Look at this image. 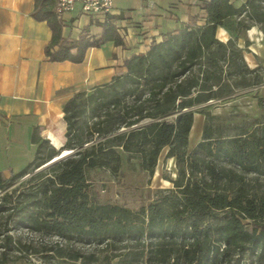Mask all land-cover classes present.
I'll use <instances>...</instances> for the list:
<instances>
[{
	"label": "trees",
	"instance_id": "1",
	"mask_svg": "<svg viewBox=\"0 0 264 264\" xmlns=\"http://www.w3.org/2000/svg\"><path fill=\"white\" fill-rule=\"evenodd\" d=\"M55 2L34 0L32 11L50 27L49 60L81 62L91 47L123 45L120 14L94 21L98 36L87 25L72 38L62 35ZM200 8L202 24L191 16L124 58L125 71L74 90L62 105L59 147L33 128L32 160L7 178L0 171V264L31 256L38 264H264V121L232 135L206 122L188 151L194 107L264 83V65L249 67L237 44L252 25L264 36V0H201ZM219 26L230 32L225 41ZM164 148L176 175L151 201L132 209L92 198L90 170L117 174L125 154L150 177Z\"/></svg>",
	"mask_w": 264,
	"mask_h": 264
},
{
	"label": "crops",
	"instance_id": "2",
	"mask_svg": "<svg viewBox=\"0 0 264 264\" xmlns=\"http://www.w3.org/2000/svg\"><path fill=\"white\" fill-rule=\"evenodd\" d=\"M127 0L126 5H114L111 15L126 34L123 45L106 42L87 50L81 62L51 61L44 53L51 30L46 21L32 16L34 0H0V171L7 178L32 160L35 144L31 141L34 127L41 137L55 146L62 144L65 122L62 105L74 90L87 89L109 81L125 71L123 59L132 53L143 52L161 34L177 29L198 15L203 23L201 0ZM243 0H233L238 6ZM67 24L62 35L76 38L84 26L98 36L101 25L76 9L65 13ZM263 41L253 47L251 34ZM216 35L227 40L230 32L217 27ZM244 58L249 67L264 65V36L257 25L246 29L243 38ZM258 49V50H257ZM57 138L60 142H57ZM173 159V157H170Z\"/></svg>",
	"mask_w": 264,
	"mask_h": 264
},
{
	"label": "rangeland",
	"instance_id": "3",
	"mask_svg": "<svg viewBox=\"0 0 264 264\" xmlns=\"http://www.w3.org/2000/svg\"><path fill=\"white\" fill-rule=\"evenodd\" d=\"M114 5H126L127 0H114ZM253 47L259 48L263 41L252 33ZM244 37L237 40L243 45ZM246 51V48H243ZM258 50V49H257ZM262 64V63H260ZM201 112L194 113V122L189 134L188 151L201 139L203 125L207 122L214 128L215 133L232 135L246 129H251L257 122L264 121V83L236 89L232 94L212 100L194 107ZM171 119V116H168ZM64 136H61L63 143ZM57 142H60L57 138ZM56 147L60 145L56 143ZM165 148L159 154L155 171L152 176L139 168L136 158H127L123 154L120 172L111 173L105 168H95L89 171L91 181V196L99 202H116L132 209H138L142 204L151 201L158 188L170 187L169 178H174L176 168L174 158H166ZM47 166V165H46ZM44 166V167H46ZM248 177L253 173H246ZM2 191H0V195ZM25 238L37 240L36 236L22 233ZM93 248V247H85ZM15 264H38L36 256L29 260H19ZM111 264H115V259Z\"/></svg>",
	"mask_w": 264,
	"mask_h": 264
},
{
	"label": "built area",
	"instance_id": "4",
	"mask_svg": "<svg viewBox=\"0 0 264 264\" xmlns=\"http://www.w3.org/2000/svg\"><path fill=\"white\" fill-rule=\"evenodd\" d=\"M113 0H56L55 13L64 26L67 24L65 18L66 12L77 10L80 14H84L94 21H104L106 16L110 14ZM151 1L146 2L147 6H151ZM115 26L119 34L125 38L126 34L121 31V27L115 22Z\"/></svg>",
	"mask_w": 264,
	"mask_h": 264
},
{
	"label": "water",
	"instance_id": "5",
	"mask_svg": "<svg viewBox=\"0 0 264 264\" xmlns=\"http://www.w3.org/2000/svg\"><path fill=\"white\" fill-rule=\"evenodd\" d=\"M67 153H69V151H63V152H61V154H59L58 156H56L55 158H53V159L50 160L49 162L43 164L42 166H40V167L37 168V169H40L41 167H44V166L48 165L49 163L55 161L56 159H58V158H60V157H62V156H64V155H66Z\"/></svg>",
	"mask_w": 264,
	"mask_h": 264
}]
</instances>
